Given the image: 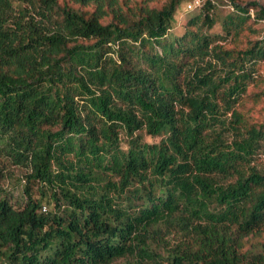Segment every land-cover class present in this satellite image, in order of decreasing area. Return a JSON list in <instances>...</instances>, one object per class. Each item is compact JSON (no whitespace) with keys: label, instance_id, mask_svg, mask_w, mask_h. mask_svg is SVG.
I'll return each mask as SVG.
<instances>
[{"label":"trees","instance_id":"16d2710c","mask_svg":"<svg viewBox=\"0 0 264 264\" xmlns=\"http://www.w3.org/2000/svg\"><path fill=\"white\" fill-rule=\"evenodd\" d=\"M182 1L0 0V264H264V6Z\"/></svg>","mask_w":264,"mask_h":264},{"label":"rangeland","instance_id":"374dc122","mask_svg":"<svg viewBox=\"0 0 264 264\" xmlns=\"http://www.w3.org/2000/svg\"><path fill=\"white\" fill-rule=\"evenodd\" d=\"M162 1V0H159ZM194 1V0H193ZM192 1V2H193ZM222 9L223 10H229L231 9V5L228 3L227 0H222ZM259 3H261L264 6V0H256ZM190 0H183L177 9L176 13V26L174 28L175 33H182L183 31V24L194 14H196L199 11V7L196 8H190L189 3ZM191 2V3H192ZM260 26H262V30L264 31V23H262ZM221 27L220 25H217L214 28V31H220ZM260 72L262 74V78L264 79V64L260 67ZM257 87V86H255ZM254 87V88H255ZM259 87V86H258ZM257 90V88L255 89ZM262 102L258 104H254L252 101L247 102L246 107L243 109L245 111H248L250 115L255 119H264V98L261 99ZM149 141H153L155 138L147 137ZM23 169L18 168L16 166H9L7 176L3 180L2 184L11 192L12 196H15V199H21L22 197V175H23ZM260 238L264 239V233L262 236H259Z\"/></svg>","mask_w":264,"mask_h":264},{"label":"built area","instance_id":"2783aa9c","mask_svg":"<svg viewBox=\"0 0 264 264\" xmlns=\"http://www.w3.org/2000/svg\"><path fill=\"white\" fill-rule=\"evenodd\" d=\"M190 5H191V7H190ZM199 5H200V0H198V2H197V0H194L192 3L189 4V7L190 8H196V7H199Z\"/></svg>","mask_w":264,"mask_h":264},{"label":"clouds","instance_id":"9594fccd","mask_svg":"<svg viewBox=\"0 0 264 264\" xmlns=\"http://www.w3.org/2000/svg\"><path fill=\"white\" fill-rule=\"evenodd\" d=\"M197 2H198V0H197ZM190 7H191V5H190Z\"/></svg>","mask_w":264,"mask_h":264}]
</instances>
